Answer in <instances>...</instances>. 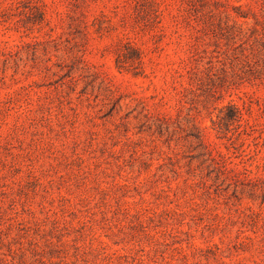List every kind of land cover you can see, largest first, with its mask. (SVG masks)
Returning a JSON list of instances; mask_svg holds the SVG:
<instances>
[{
	"label": "rangeland",
	"instance_id": "obj_1",
	"mask_svg": "<svg viewBox=\"0 0 264 264\" xmlns=\"http://www.w3.org/2000/svg\"><path fill=\"white\" fill-rule=\"evenodd\" d=\"M153 3L0 0V264H264V0Z\"/></svg>",
	"mask_w": 264,
	"mask_h": 264
},
{
	"label": "trees",
	"instance_id": "obj_2",
	"mask_svg": "<svg viewBox=\"0 0 264 264\" xmlns=\"http://www.w3.org/2000/svg\"><path fill=\"white\" fill-rule=\"evenodd\" d=\"M33 6L39 11L40 17L39 21L43 19V11L45 4L42 2L36 1ZM148 8L155 14V17H158L159 10L153 3V0H148ZM245 16V15H243ZM141 51L135 46L130 40H127L123 44V48L116 51L115 56V66L119 70L132 71L133 74H141L135 69L141 64ZM216 90H211L210 95H215ZM216 120L213 121L214 129L221 136H226L232 128H237L239 134H247L245 125H248L247 119H244V114L241 109L234 103L228 102L223 105L219 112L216 114ZM244 122V123H243ZM236 123L235 127H231L232 124ZM190 131L188 135L192 137L193 142L196 147H199L201 150L198 152V158H201V164H205L206 168H210V172L213 170L217 171V176H225L224 169H221L218 163L215 161V158L211 155L210 150L203 143V138L201 132L198 130V125L193 121L190 123ZM247 171H249L247 169Z\"/></svg>",
	"mask_w": 264,
	"mask_h": 264
}]
</instances>
